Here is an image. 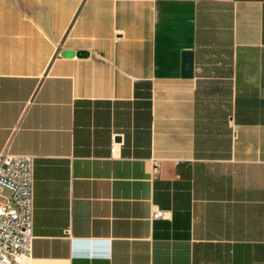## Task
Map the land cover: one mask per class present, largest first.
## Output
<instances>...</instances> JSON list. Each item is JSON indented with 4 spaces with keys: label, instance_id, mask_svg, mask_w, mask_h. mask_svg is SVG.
I'll return each mask as SVG.
<instances>
[{
    "label": "crops",
    "instance_id": "1",
    "mask_svg": "<svg viewBox=\"0 0 264 264\" xmlns=\"http://www.w3.org/2000/svg\"><path fill=\"white\" fill-rule=\"evenodd\" d=\"M6 147L22 263L264 264V0H0Z\"/></svg>",
    "mask_w": 264,
    "mask_h": 264
},
{
    "label": "built area",
    "instance_id": "2",
    "mask_svg": "<svg viewBox=\"0 0 264 264\" xmlns=\"http://www.w3.org/2000/svg\"><path fill=\"white\" fill-rule=\"evenodd\" d=\"M118 143L110 146L112 156ZM0 151V264H25L32 244V156ZM156 165V162H153ZM6 192V193H5ZM162 210H152L150 220L165 219Z\"/></svg>",
    "mask_w": 264,
    "mask_h": 264
},
{
    "label": "water",
    "instance_id": "3",
    "mask_svg": "<svg viewBox=\"0 0 264 264\" xmlns=\"http://www.w3.org/2000/svg\"><path fill=\"white\" fill-rule=\"evenodd\" d=\"M191 75V59H190V54L185 53L183 55V72L182 76L183 77H190Z\"/></svg>",
    "mask_w": 264,
    "mask_h": 264
},
{
    "label": "rangeland",
    "instance_id": "4",
    "mask_svg": "<svg viewBox=\"0 0 264 264\" xmlns=\"http://www.w3.org/2000/svg\"><path fill=\"white\" fill-rule=\"evenodd\" d=\"M6 193V192H5Z\"/></svg>",
    "mask_w": 264,
    "mask_h": 264
}]
</instances>
